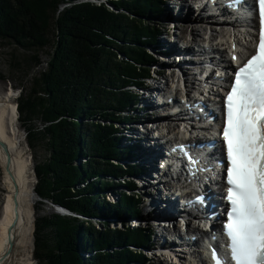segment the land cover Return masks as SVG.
I'll use <instances>...</instances> for the list:
<instances>
[{
	"label": "trees",
	"instance_id": "1",
	"mask_svg": "<svg viewBox=\"0 0 264 264\" xmlns=\"http://www.w3.org/2000/svg\"><path fill=\"white\" fill-rule=\"evenodd\" d=\"M67 1L72 6L55 22L52 15L64 0H0V41L24 51V78L42 64L39 52L52 44L47 67L17 101L18 120L30 148L40 144L48 154L35 167L36 194L76 215L37 219L34 257L39 264H146L142 250L151 244L149 230H112L106 224L98 230L77 216L141 214L136 195L123 193L117 204L108 203L101 193L112 185L103 176L141 171L119 164L131 150L120 148L115 133L120 120L134 119L124 115L136 96L129 88L153 72L155 61L144 48L157 44L160 30L148 19L167 2L107 0V7ZM55 28L58 42H51ZM130 181L123 186L135 190Z\"/></svg>",
	"mask_w": 264,
	"mask_h": 264
},
{
	"label": "bare ground",
	"instance_id": "2",
	"mask_svg": "<svg viewBox=\"0 0 264 264\" xmlns=\"http://www.w3.org/2000/svg\"><path fill=\"white\" fill-rule=\"evenodd\" d=\"M194 1L195 0H186L187 4H185L181 2V0H175L174 4L177 3L176 5L177 7H179L177 8L175 19H170L168 15L166 16V14H164L163 19L165 18L166 21H170L172 24H174L175 22H183L184 24L182 25H185L188 28L191 26L195 27L197 38H201L202 41L211 43L213 39L212 37H216L221 43V46H227V49L231 44L230 42L234 39L239 43H245L246 46L243 49V53L246 54V52L250 49L249 42L251 38L249 34L245 35L243 32H239L235 34V36H228L231 35L229 26H223L222 28L224 29L222 30V32L218 33L215 30V25L218 24L219 19L213 16L204 17L203 12L207 11L204 9L196 10L193 5ZM164 2H167L168 5V0H164ZM195 10L198 14L199 19L198 21H196V23L193 20V18L195 17L194 13H192L193 11L195 12ZM178 19H182V21ZM210 19L211 21H208ZM199 22H210L209 24L205 25V27L212 32L211 38H207L208 34L206 32L204 34L201 33V26H199L200 24H198ZM168 30H173V28H170ZM168 33H173L171 35L173 36L175 34V31H168ZM185 33L190 35L186 37L184 34L182 38L185 39L184 41L189 44V42H191L190 37L193 36V34L189 32ZM159 35L157 44H154L157 45V47L155 48L156 51H153L156 57L160 58L159 54L162 53V57H164V59H167V63H172L170 61L173 60V57L171 55H174L176 68L178 64L177 59H180L179 57H181L183 54L185 55V52L192 53L195 56V50L191 45H188L189 47L186 46V48L181 47L178 43H175V45H173L171 43L172 41H168L167 43ZM161 40L162 42H160ZM171 40L174 39L171 38ZM252 51L253 50H249L248 54H250ZM229 56L232 57L231 54L225 53V57ZM188 60L189 58L181 57V64L180 66L178 65V68L182 70V72L184 71V75H186L187 80L191 79L190 76L187 75L189 68L193 69L195 67V65ZM167 63L162 61L161 65L159 66H165ZM212 63L214 64V61ZM155 75L157 76V78L152 82L156 84H153L152 89L149 88V86L148 88L143 87L141 89L142 92H138V94H135L137 97L139 96V100L136 101L139 104H137L136 107L133 108V111L134 113L137 112L135 114L136 116H138L136 119H138V121L140 122L142 129H137L136 126L131 127L130 123H127L128 126L124 129V131H128L127 135L128 137H130V139L128 140L133 141L136 144V147L133 149V152L129 156V158H131V164L128 163L126 165L140 167L146 170V174L140 172L134 173L132 175L133 179H131L132 182L136 184L137 188L135 189V191H144L147 194V199H149L146 205L143 207H146V214L141 217V224L147 226L153 225L154 227L155 222L152 221L153 217H151L149 213L155 212L158 216L160 215V211L157 210V207H159L158 199H161L163 196L168 197L171 194L167 206H169L170 209H173V211H176L178 207V203L174 204V202H172L171 200L174 197V194L177 198L178 191L175 192L173 186H171L168 182L163 184L162 187H158L156 185V181H158L157 179H162V181L160 182H164L162 174L160 173L161 170L160 168L158 169V161L159 159H161V149L165 146L163 145L164 143L170 142L172 140L171 134L175 135V132L171 131V126L169 124H163V122H161V120H165V118L167 119V121H169V117L167 116V111L160 110L158 106L161 95L165 92H168V90L170 89H174L175 87H165V84H167V80L166 82H163V86L157 85V80L163 76L165 78V74L163 75V73H161V76H159L155 73ZM174 77L177 76L171 75V80H174ZM176 90H179L177 86ZM196 91L197 89L196 87H194V85L191 87V89H188V92L191 94H194V92ZM17 98L18 97H16V90H14L13 88L8 89V91L5 92L2 96L0 95V264H33L31 249L33 245V235L36 219L34 204L37 201L35 199L36 196L34 188L35 170H33L34 168L32 165V161L30 159L29 153L25 148V142L22 138V135L20 134V128L16 116L17 110L15 109ZM141 115L146 116H143V118L139 119ZM215 117H218V111H216ZM151 130L155 131L156 135L151 134ZM179 142L183 143V141H177V143L175 144L178 145ZM156 146L158 147L155 149ZM118 162L120 163L121 161ZM163 172H165L164 174L172 173L169 169H164ZM153 180L155 181V183L153 182ZM168 189H170L171 191H167ZM196 196L197 193H193L191 195L193 199ZM102 220H104V218H102ZM98 222L103 223L105 221L100 220ZM137 226L138 225H134V228H136ZM156 226L157 228H155L157 230L159 239L161 241L162 239H164V241L166 242L162 243L160 241L157 247L150 248L151 251L157 250L154 253L158 254L159 256L166 257V260L171 261L170 264H196L195 259L194 261H191L186 256L187 254L184 253V251H181V249L175 250L176 247L180 246H176L174 243H170L165 239V237L172 234L171 229L167 231L168 229H166L165 224H162V222L160 224H157ZM176 229H178V231L180 230L181 232L180 227L173 226V232L176 231ZM194 232L195 231H193L192 229L190 233ZM168 243L173 245L174 248L172 249ZM150 245H154V243H151ZM168 249L169 251L167 252L166 250ZM181 258H184L186 260L183 262L181 261ZM174 259L175 261H173ZM160 264L165 263L160 262Z\"/></svg>",
	"mask_w": 264,
	"mask_h": 264
},
{
	"label": "snow or ice",
	"instance_id": "3",
	"mask_svg": "<svg viewBox=\"0 0 264 264\" xmlns=\"http://www.w3.org/2000/svg\"><path fill=\"white\" fill-rule=\"evenodd\" d=\"M259 25L257 50L235 71L225 98L228 243L225 255L212 251L213 264H264V0Z\"/></svg>",
	"mask_w": 264,
	"mask_h": 264
},
{
	"label": "rangeland",
	"instance_id": "4",
	"mask_svg": "<svg viewBox=\"0 0 264 264\" xmlns=\"http://www.w3.org/2000/svg\"><path fill=\"white\" fill-rule=\"evenodd\" d=\"M181 2L187 4L186 0H181ZM78 3H91V4H94V5H97V6H100V5L104 4V5H106L108 7L107 0H103V1L102 0H81ZM174 3H175V0L174 1L173 0H168V5L167 6L163 5L162 6L163 9H162L161 12H159L158 15L150 14L148 22L151 25L155 24L157 29H159L161 31L162 35L160 37L173 34V33L172 34L168 33V31H170V32L175 31V35H176V30L174 28H173V30H168V29L172 28L173 24L170 21H164L162 19L164 14H166V16L168 15L172 19H175V14L177 12V9L175 8V6H177L176 5L177 3L176 4H174ZM71 6H72V2L67 1V0L66 1L64 0V2L60 3L57 6V9L54 11V14L52 15V17H54V21L56 22L58 20L59 16L61 15V13L66 8H69ZM186 6H188V5H186ZM192 13H194L195 17L193 18V20L196 23V21L199 20L198 19V14H197L196 10H195V12L193 11ZM182 24H184V23H182ZM177 27H180V30L177 33H181L183 35L185 34L186 37L190 35V34H186L185 33V32H189V31H187V29H189V28L186 27L185 25H179ZM223 29L224 28H222V30ZM57 33H58V30L56 32V28H55V30L54 29L52 30V33L50 34L51 42L52 41L55 42L54 40H57V42H58L59 33L58 34ZM192 34H193V36H195L197 38V36H196V28L195 27H193ZM178 40H180V39H178ZM160 42H162V40ZM156 47H157V45L153 44V45H147L144 48L145 52L148 55L152 56L153 62L155 61V63L152 64L155 72L153 73V75L150 76V79H146L145 81H143V83L141 85H136V86L134 85V86H131L129 88V90L131 91V93L133 95L134 94H138V92H141L142 91L141 87H147L148 88V86H149V88L152 89L153 84H156V83L152 82L153 76L157 77L155 75V73L158 74L159 76H161V73H163V75L165 74V78H164V76L160 77V78L158 77L159 79L157 80V83H158L157 85H162L163 86L164 85L163 82L164 81L166 82V80H167V84H165V87L169 86L168 88H170V87L173 88L177 84L176 81H174L173 79L171 80V75H174V74L172 73V70H171L172 68H169V66H172V65H169V62L167 63V59H164V57H162V53L159 54L160 58L153 56L152 52L156 51V49H155ZM52 51L53 50H52V44H51V45L47 46L46 48H44L43 51L39 52L40 58L42 60V64L40 66L36 67L31 72V75H29L27 78H24V71H23L24 70L23 69L24 65H22V62L20 60V59L23 58L24 51L21 50V49L16 48L14 45H10V44H7V43H5L3 41H0V95L2 96L10 88H13L14 90H16V97H18L16 99V108H15L16 110H17V101L20 98L22 92L24 91V89H29L30 88L33 76L37 75L41 70H44L47 67L48 62L50 61L49 54L52 53ZM162 61L167 63V64L165 66H159V65H161ZM179 61H180V59L178 60V62ZM19 64H20V66H19ZM170 64H172V63H170ZM179 64H181V62H179ZM175 78L178 81L179 78L178 77H175ZM173 84H175V85H173ZM154 87H155V85H154ZM138 98H139V96L138 97L135 96L134 101H132V103H131L132 105L131 106L133 108H135L136 105L139 104L138 102H136V101L139 100ZM129 106L130 105H128L127 107H129ZM127 107L125 109L124 115L130 114L134 118H137L138 116L135 115L137 112L134 113L133 108L132 109H127ZM136 111H137V109H136ZM16 116H17V120H18V118H19L18 111L16 113ZM143 116H146V115H141V117L139 119L143 118ZM136 120L138 121V119H136ZM89 121L90 120H88L87 122H89ZM96 121H99L98 117H97ZM129 121L130 120H125V121L120 120L118 125H117L115 134L120 138V148L121 149H126V150L130 149L131 153H132L133 149L136 147L135 146L136 144L133 141L128 140V139H130V137H128V135H127L128 131H124V129L128 126L127 123ZM164 121H165L164 119L161 120V122H164ZM18 124H19V128H20V134L22 135V138H23V140L25 142L24 143L25 148H26L27 152L29 153L30 159L32 161V165H33V168H34L33 170H35V167L38 164V162H43L48 157V154H47L46 150L40 144H36L35 148H30V146L28 144L27 133L25 131L24 125H22V122L19 121V120H18ZM35 125L37 127L40 126L42 129L45 127L44 125H42L41 123H38V122H35ZM134 126H136V124ZM131 127H133V126H131ZM139 127H137V129L141 128V127L140 128ZM151 134H155L156 135L155 131H153V130H151ZM126 157H129V156H126ZM126 159L127 160L122 161L119 164L122 165V166H127L126 164H128V163L131 164L130 163L131 158H126ZM86 160H87V158H86ZM86 160L83 159L82 162L84 163V162H86ZM142 171H143V168H141V172ZM145 171L146 170H144V173L146 174ZM103 178H104L105 181L111 183L112 187H109V188L105 189L101 193V196L103 195L108 203L117 204L120 201V199L122 198L123 193H126L129 196L130 195L131 196L136 195L138 200L141 201V203H140L141 206L139 205L140 208H141V214L136 215L137 219H139V218L140 219L137 220L135 218V216L131 217V216H128L126 214H124L123 216H117L116 214H113V216L111 215L110 217H107V220H102V218H104V216H92V217L77 216V217H79L80 220H85V222H90L92 225L96 226V228L98 230H100V226L103 227L105 224L112 230L113 229H119L121 231H124V230H127L128 228L135 229L134 225H137L138 223H140L141 217H143V215L146 214L145 213V208L146 207L145 208H143V207L146 205L147 201L149 200V199H147L148 198L147 194L144 191H135L134 189L129 190L126 187H124L125 186V182L126 181H130V179H133V176L132 177L126 176V177H123V178L121 177L120 178V177H114L112 175H104ZM36 179L37 178H36V172H35V180H34L35 186L37 184L36 183L37 182ZM92 181H93V179H92ZM94 181H97V180L95 179ZM163 184L164 183L160 182L157 186L158 187H162ZM35 196H36L35 199L37 200L35 202V204H34V212H35V216H36L35 222L39 218H43L45 216L49 217V216H52L53 214L61 215L63 217H76V215H74L69 210L66 211V214H58L56 212V205L55 204H53V203H51L49 201H44L43 202L41 199L38 198L37 194H35ZM41 202H43L44 205H41ZM59 207H61V206H59ZM64 209H66V208H64ZM133 218H135V221L133 220ZM100 220L101 221H105V222H103L104 224L102 222H98ZM163 224H167L166 226H168L170 223L169 222H163ZM150 227H151V229L150 228H147V229L150 230L151 233L154 234V232H155V234H157V230L154 228V226L151 225ZM140 228H144V227L143 226L142 227H140V226L136 227V229H140ZM170 229L171 228H168L167 231H169ZM155 234H154V237L152 236V238H153V242H154L155 247H157L158 243L160 242V240H159L158 234L156 235V237H155ZM34 236H35V229H34V235H33V245H32V249H31V254H32V258H33L32 263L33 264H39L38 261L34 257V249H35V246H34L35 245L34 244L35 237ZM129 249H134V248L130 247ZM142 252L145 253V260H147V264H160V262L168 264V261H169V264L171 263L170 260H166V257L159 256L158 254H156L153 251H151L149 247H145V250H142ZM84 257L90 258L91 255H90V253H86L84 255ZM188 258L191 261H194V259H195V258H191V257H188ZM185 260L186 259L181 258V261L184 262ZM173 261H175V259Z\"/></svg>",
	"mask_w": 264,
	"mask_h": 264
},
{
	"label": "water",
	"instance_id": "5",
	"mask_svg": "<svg viewBox=\"0 0 264 264\" xmlns=\"http://www.w3.org/2000/svg\"><path fill=\"white\" fill-rule=\"evenodd\" d=\"M36 181H37V179H36ZM37 183V182H36ZM36 194V193H35ZM39 198V197H38ZM40 199V198H39ZM55 206V205H54ZM66 211H68V210H66V209H64V208H62V207H59V206H57L56 205V212L58 213V214H66Z\"/></svg>",
	"mask_w": 264,
	"mask_h": 264
}]
</instances>
